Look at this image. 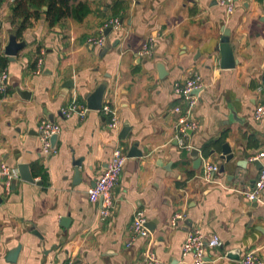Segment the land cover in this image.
<instances>
[{
  "label": "crops",
  "instance_id": "crops-1",
  "mask_svg": "<svg viewBox=\"0 0 264 264\" xmlns=\"http://www.w3.org/2000/svg\"><path fill=\"white\" fill-rule=\"evenodd\" d=\"M78 1L90 7L82 20L71 15L51 25L43 12L19 31L14 0H0V68L7 73V92L0 93V164H28L34 176V182L14 179L7 193L0 172V264H137L148 250L165 263L191 264L194 255H183L187 226L222 239L220 247H207L211 260L203 264H239L251 250L264 262V189L256 207L246 198L261 174L256 161L264 165V157L251 160L264 152V119H254L264 103V0H234L232 13L218 0ZM113 17L122 26L105 31L103 47L86 41ZM224 29L234 68L220 64ZM12 34L25 44L14 59L4 50ZM146 44L151 54H141ZM39 58L44 68L36 73ZM158 63L167 70L162 76ZM193 72L204 83L191 116L200 125L185 143L200 150L199 168L176 139L174 111L189 104L174 83ZM101 83L107 86L103 104L116 111L118 128L108 127L101 110L61 115L72 101L86 104ZM52 115L62 128L56 151L45 154L38 125ZM223 143L235 156L229 162L220 156ZM135 144L143 156L127 155ZM117 147L127 160L114 189L115 207L103 219L101 204L90 202L87 191ZM205 159L219 168L225 163L214 182L201 175ZM136 211L151 221L150 232L129 244ZM179 213L183 219L174 226ZM18 245L17 261L8 262Z\"/></svg>",
  "mask_w": 264,
  "mask_h": 264
},
{
  "label": "built area",
  "instance_id": "built-area-1",
  "mask_svg": "<svg viewBox=\"0 0 264 264\" xmlns=\"http://www.w3.org/2000/svg\"><path fill=\"white\" fill-rule=\"evenodd\" d=\"M218 3L224 6L228 13L233 12L234 0H218ZM122 26V21L120 17H113L105 22L101 28L100 35H90L87 37L86 41L92 45L103 47L106 41L105 30L111 27L112 30L119 31ZM152 46L150 44L144 45L141 54H151ZM36 68L34 72L41 73L44 64L43 58H39L36 63ZM174 91L178 96L183 97L187 102H189L188 107L184 110L181 106L175 107L174 111L179 114L177 131L178 135L176 139L180 146L191 149V145L185 143V138L188 137L189 131H195L199 128L200 123L194 120L192 116L193 107H195V98L193 92L202 89L204 83L202 76L199 72H193L191 76L186 78L184 81L174 83ZM7 92V73L0 68V93ZM89 109L86 104H81L78 101H72L68 106H63L61 108V115L65 118H69L73 113H79L83 115ZM101 111L105 116L109 117L108 127L111 129H116L119 126L116 111L112 108L110 104L103 105ZM254 119L262 120L264 119V103L256 107L254 112ZM61 124L49 119L42 120L38 125L39 137L42 141L43 152L45 154H53L56 151L55 146L51 142V138L54 134H58L61 131ZM264 157V152L258 153L257 155L251 157V160ZM127 160V155L122 151L120 147H117L107 166L103 169L99 178L95 181L93 185L87 191L90 202L100 203V214L103 219L109 218L113 208L115 207V195L114 189L118 184L120 175L124 169ZM219 164L205 159L202 165L201 175L207 182H214L216 178V173H218ZM0 172L4 179V186L6 192L11 191L12 182L14 179L20 177V172L18 167L10 166L5 162L0 164ZM259 178L255 181L254 186L251 190L246 191V198L250 202L256 201L261 196V191L264 189V168L260 171ZM133 222L131 224L130 231L132 232L131 242L139 237H147L149 234L147 223V216L142 211H136ZM183 219L182 214H176L172 219V225H177L178 222ZM222 245V239L219 235L214 234L208 237L203 230L200 229H189L187 237L183 243V255L192 253L194 255V260L191 264H203L204 254L207 251V247L217 248ZM137 264H169L168 262H163L155 251L148 250L143 259H141ZM239 264H264L263 259L256 250H251L245 253Z\"/></svg>",
  "mask_w": 264,
  "mask_h": 264
},
{
  "label": "water",
  "instance_id": "water-1",
  "mask_svg": "<svg viewBox=\"0 0 264 264\" xmlns=\"http://www.w3.org/2000/svg\"><path fill=\"white\" fill-rule=\"evenodd\" d=\"M106 33L108 34L111 30V27H108L106 30ZM25 46V44L21 41H18L17 36H15L14 34L11 35L9 43L5 46V53L10 57V59H14L15 56L18 54L19 50L22 49ZM219 47H220V52H221V58H220V64L222 68H234V66H236V58L234 56V51L233 48L230 46L229 44V30L224 29L223 30V35L221 37L220 43H219ZM158 70L160 73V76H162L163 74L167 73V70L165 68V66L163 65V63H158ZM106 85L105 83H101L98 85V87L91 93L88 94L87 98H86V104L88 105V109H92V110H101L103 107V102H104V95H105V91H106ZM199 90L198 89L196 91L193 92V94L195 95ZM19 94L26 95L29 94V92H27L26 90H19L18 91ZM53 120V115L52 117H50V121ZM127 130L128 128L125 127L122 130L121 135L119 136L120 139H125L126 135H127ZM191 132V130L189 131V133ZM58 138V134H54L53 137L51 138V142L52 144L55 146L56 144V140ZM190 151V155L192 157H196V161L194 163V167L195 168H199L203 158L200 156V150L198 148L195 147H191V149H189ZM128 156H143V153L141 150H139L138 145L135 144L133 146L130 147L129 151H128ZM221 158L225 159L227 162L231 161L232 159H234V153L232 152V148L229 145V143H223L221 145ZM241 161H238V164H242ZM258 163L259 168H263L264 165L261 163L260 160L256 161ZM75 164L78 166V168L76 169V172L79 173V166H81V162L80 160H76ZM18 169L20 172V176L22 179L29 181V182H34V176L30 170V166L28 164L25 163H20L18 164ZM220 172H224L225 171V163H222L220 165L219 170ZM250 204L254 207H256V205H258V199H256V201H252L250 202ZM70 220L68 218H64V221ZM188 223V222H187ZM147 226L150 227L151 225V221H147L146 223ZM190 229V227L187 226V229ZM188 229V230H189ZM35 234L40 235V233L35 230L34 231ZM21 249V245L16 246L15 248H13L12 250L9 251L6 260L8 262H12L15 263L17 261L19 252ZM229 257H232L234 259H239L240 254H229ZM211 258L208 256V251L205 252L204 254V261H210Z\"/></svg>",
  "mask_w": 264,
  "mask_h": 264
},
{
  "label": "trees",
  "instance_id": "trees-1",
  "mask_svg": "<svg viewBox=\"0 0 264 264\" xmlns=\"http://www.w3.org/2000/svg\"><path fill=\"white\" fill-rule=\"evenodd\" d=\"M78 0H14L13 16L22 19L19 31H22L30 19H37L41 13L47 14L49 24L54 25L68 16L82 20L90 12L88 3ZM0 65L5 68V61L0 58ZM45 176V174H44Z\"/></svg>",
  "mask_w": 264,
  "mask_h": 264
}]
</instances>
